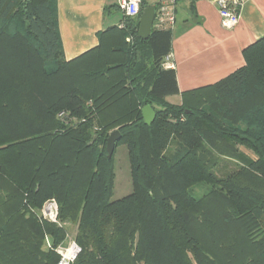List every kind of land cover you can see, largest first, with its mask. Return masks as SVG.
<instances>
[{"label": "trees", "instance_id": "16d2710c", "mask_svg": "<svg viewBox=\"0 0 264 264\" xmlns=\"http://www.w3.org/2000/svg\"><path fill=\"white\" fill-rule=\"evenodd\" d=\"M57 4L0 0V264H57L69 239L73 264H264V38L177 105L172 31L124 17L67 60ZM114 131L133 184L116 201Z\"/></svg>", "mask_w": 264, "mask_h": 264}, {"label": "crops", "instance_id": "0c3cea01", "mask_svg": "<svg viewBox=\"0 0 264 264\" xmlns=\"http://www.w3.org/2000/svg\"><path fill=\"white\" fill-rule=\"evenodd\" d=\"M116 2L58 0V31L67 60L97 47L100 32L121 25L124 17ZM175 26L165 63L176 72L180 95L166 100L179 105L183 93L215 85L246 64L244 50L264 38V0H248L233 30L222 27L217 6L211 0H177Z\"/></svg>", "mask_w": 264, "mask_h": 264}, {"label": "built area", "instance_id": "2783aa9c", "mask_svg": "<svg viewBox=\"0 0 264 264\" xmlns=\"http://www.w3.org/2000/svg\"><path fill=\"white\" fill-rule=\"evenodd\" d=\"M142 0H117L120 12L125 18H137L141 14ZM218 9L221 25L225 30H233L239 24L241 10L248 0H211ZM156 14L153 29L173 31L177 24V0H159L156 3ZM166 63H164V66ZM171 69L172 65H166ZM165 66V68H166ZM57 206L49 202L43 209V215L49 221H56ZM49 243V242H48ZM50 246V245H49ZM78 244L71 240L67 246H59L56 252L60 255L57 264H73L80 253Z\"/></svg>", "mask_w": 264, "mask_h": 264}, {"label": "rangeland", "instance_id": "374dc122", "mask_svg": "<svg viewBox=\"0 0 264 264\" xmlns=\"http://www.w3.org/2000/svg\"><path fill=\"white\" fill-rule=\"evenodd\" d=\"M151 2L154 0H150ZM244 150V153H247L248 155L252 156L249 151ZM114 162H115V173H116V180H115V187L113 192L112 201H116L119 199H122L128 195H130L133 191V184H132V176H131V169H130V163H129V156H128V149L127 145L117 143L115 152H114ZM203 190H200V193H202ZM199 193V192H198ZM73 230L71 228V236H73ZM49 240L45 243V249L49 247ZM69 243H71V239H69L67 242L63 244V246H67Z\"/></svg>", "mask_w": 264, "mask_h": 264}, {"label": "water", "instance_id": "95a60500", "mask_svg": "<svg viewBox=\"0 0 264 264\" xmlns=\"http://www.w3.org/2000/svg\"><path fill=\"white\" fill-rule=\"evenodd\" d=\"M155 14H156L155 6L148 7L142 12L140 17V26L138 27L140 38L144 40H148V38L150 37L153 30ZM142 113H143L144 123L148 126H151L156 119L155 110L151 106H146L143 108ZM120 140H121V135L119 131H114L110 134L109 138L107 139V145H106L107 154H108L107 159H111L113 157L116 149V145Z\"/></svg>", "mask_w": 264, "mask_h": 264}]
</instances>
